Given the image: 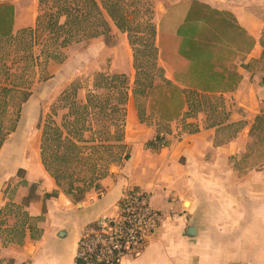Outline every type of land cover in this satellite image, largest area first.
Masks as SVG:
<instances>
[{
  "label": "crops",
  "instance_id": "obj_1",
  "mask_svg": "<svg viewBox=\"0 0 264 264\" xmlns=\"http://www.w3.org/2000/svg\"><path fill=\"white\" fill-rule=\"evenodd\" d=\"M6 1L0 4L13 8L12 33L32 28L34 19H17L13 0ZM196 1L233 15L252 40L233 62L240 77L235 89L215 94L225 101L226 115L213 118L205 108L187 120L197 132L178 129L179 136L168 134L165 145L149 149L155 130L136 121L128 105L123 144L129 158L109 168L99 189L77 204L61 192L30 200L23 206L25 223L0 197V211L6 210L0 214V264H76L82 232L113 217L132 190L146 193L165 219L141 253L121 264H264V0ZM159 61L173 70L167 79L181 72L174 61ZM22 158L18 166L0 168V184L21 170L25 188L37 184L38 196L58 190L37 153Z\"/></svg>",
  "mask_w": 264,
  "mask_h": 264
},
{
  "label": "trees",
  "instance_id": "obj_2",
  "mask_svg": "<svg viewBox=\"0 0 264 264\" xmlns=\"http://www.w3.org/2000/svg\"><path fill=\"white\" fill-rule=\"evenodd\" d=\"M38 3L46 10L37 17L35 28L20 29L16 34L12 33L13 8L0 4V53L8 54L9 48L17 44L32 56V47L44 33L45 37L40 40V58L45 64L50 61L60 63L64 59L62 50L72 43L99 36L109 38L112 27L126 33L133 47L135 78L132 96L138 120L145 123L149 117H154L161 122L157 124L154 139L145 144L149 149L166 144L165 137L170 134V123L174 121H181L182 133L197 132L195 124L187 120L206 108V96L235 89L240 77L232 63L234 60L230 59L247 53L252 47L251 38L239 27L233 15L196 0L180 3L179 20H172L169 16L160 31L156 32L149 24L144 26L142 32L149 33L148 41L136 37L140 27L132 26L118 1L39 0ZM156 36L157 47L154 44ZM159 59L167 64L174 61L181 69L174 80L165 77L157 64ZM0 66L6 76L0 87L1 149L7 137L15 131L20 107L28 101L31 93L19 89L20 84L10 86L7 83L11 76L9 70L4 63ZM180 75L197 82L199 88H180L177 85L181 82ZM78 90L79 87L75 86L61 93L51 112L55 114L57 109L66 112L60 123L51 115L46 117L39 147L44 170L74 204L79 203L90 189H99V182L107 177L109 167L122 160L118 154L126 149L123 137L128 80L123 74L98 73L84 102L77 99ZM13 94L18 96V108L15 117L6 119L5 100ZM140 97L150 98L149 117L145 108L138 105ZM160 126L165 133H160ZM85 150L92 154L84 156ZM95 154L98 157L94 158ZM123 159L127 160L128 155L125 154ZM58 194L57 190L45 194L43 199L55 198ZM29 203L30 199H26L22 206Z\"/></svg>",
  "mask_w": 264,
  "mask_h": 264
},
{
  "label": "rangeland",
  "instance_id": "obj_3",
  "mask_svg": "<svg viewBox=\"0 0 264 264\" xmlns=\"http://www.w3.org/2000/svg\"><path fill=\"white\" fill-rule=\"evenodd\" d=\"M38 1L39 0H13V4L15 5L13 6L14 10H17V19H34V25L32 28H35L37 17L43 14L46 10L45 6L39 7ZM114 1H118L123 6L132 26L140 27L139 32L135 33L136 37L142 38L143 41H148L150 35L147 32H142L143 27H146L149 24L154 26L156 32H158L162 29V26L164 27L163 22H165L169 16L172 20H179L181 15L179 4L186 2L187 0ZM1 2L11 3V1L6 0H0V3ZM17 31H14L13 34H16ZM44 37L45 34L43 33L40 40ZM27 40L28 38L26 41ZM40 40L32 47V56H30L28 51L23 49V46H18L17 44L12 45L9 48L8 54L2 51L0 53V65L4 63L11 75L8 77L7 83L10 86L20 84L18 87L19 89L31 93L28 101L20 107L19 120L15 131L7 137L5 143L0 149V168H4L3 165L6 166L8 163L14 164V161L15 166L20 165L19 162L22 161L24 152L26 153L27 151L34 155L37 153L40 160L39 147L43 122L48 115H51L56 122L60 123L62 115L66 112L65 110L58 109L55 114L53 111L51 112V109L57 105L56 103L59 96L63 91L71 90L76 86L79 87L77 99L84 102L88 90L92 88L94 77L98 73L123 74L126 76L128 80L127 106L129 105L130 109H133L136 121L139 122L135 105L136 102L132 96L135 78V71L133 69V47L131 46L130 39L126 33H121L112 27L109 38L99 36L91 40L72 43L69 47L62 50L64 59L60 63L57 61H50L47 64L44 63V60L40 58ZM154 44L157 47V36L154 39ZM137 47L140 46L137 45ZM237 56L231 57L230 60H237ZM239 56L241 57L242 55ZM157 64L163 69L165 76H167V72L168 74L170 73L169 71L173 72L171 67L163 64L159 60L157 61ZM3 71L4 69L0 66V87L4 84V82L1 83V81L5 80L6 77ZM179 77L181 78V82L177 85H179L180 88H199L197 82H192L189 78H184L181 75ZM17 99V94L7 96L5 100V108L7 109L5 116L6 119L12 118L16 113L18 108ZM204 102L205 105H207L205 107L206 111L208 110V116L211 113L213 118L216 114H218V117L226 115L224 106L225 101L221 96L215 94L206 96ZM138 105L145 108L147 116L150 114L149 97H140ZM158 123L161 122L157 121L154 117H149L145 123L142 124L146 125L148 128L154 129L157 134ZM161 128L162 127L160 126V133H165V130ZM178 129H181V121L170 123L169 135L179 136L180 132H178ZM130 134H133V131L130 132ZM130 134L128 137L133 136ZM89 145L90 144H88V146ZM125 147L126 149L122 152L120 151L118 154L121 155L122 160H119L114 165L121 164L125 160L123 159L125 154H129L127 146ZM89 154H92L90 150L84 151V156ZM95 157H98V155L95 154L94 158ZM254 161L253 158L249 164L252 165ZM85 172H87L86 169ZM24 178L25 173L19 170L15 176L14 174L11 175L4 184H0L1 200L3 202L6 200V205L10 204L12 208H14L12 209L13 213L19 217V220L22 223L29 221L23 212L22 204L25 200L30 199L31 201H37L44 196L41 194L38 196L36 194L40 191L37 189V184L32 185L30 188H27V190L25 188L27 182ZM19 188H21V190H19ZM23 190L27 196H21L25 195L23 194ZM61 190L62 189H58V193H62ZM88 192H94V190L90 189ZM12 201H18L17 203L19 205L11 204ZM2 212L4 213L6 210H3ZM90 230L91 229L86 228L81 235Z\"/></svg>",
  "mask_w": 264,
  "mask_h": 264
},
{
  "label": "built area",
  "instance_id": "obj_4",
  "mask_svg": "<svg viewBox=\"0 0 264 264\" xmlns=\"http://www.w3.org/2000/svg\"><path fill=\"white\" fill-rule=\"evenodd\" d=\"M146 193L128 191L113 217H101L80 235L75 259L83 264H121L137 257L164 222Z\"/></svg>",
  "mask_w": 264,
  "mask_h": 264
},
{
  "label": "water",
  "instance_id": "obj_5",
  "mask_svg": "<svg viewBox=\"0 0 264 264\" xmlns=\"http://www.w3.org/2000/svg\"><path fill=\"white\" fill-rule=\"evenodd\" d=\"M193 232V229H189L188 234H191Z\"/></svg>",
  "mask_w": 264,
  "mask_h": 264
}]
</instances>
